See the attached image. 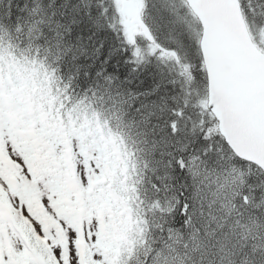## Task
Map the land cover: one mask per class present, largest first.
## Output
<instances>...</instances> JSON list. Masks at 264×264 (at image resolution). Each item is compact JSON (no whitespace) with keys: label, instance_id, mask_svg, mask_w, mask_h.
<instances>
[{"label":"snow or ice","instance_id":"snow-or-ice-1","mask_svg":"<svg viewBox=\"0 0 264 264\" xmlns=\"http://www.w3.org/2000/svg\"><path fill=\"white\" fill-rule=\"evenodd\" d=\"M0 264H264V0H0Z\"/></svg>","mask_w":264,"mask_h":264}]
</instances>
